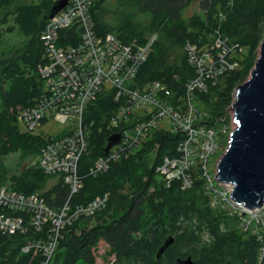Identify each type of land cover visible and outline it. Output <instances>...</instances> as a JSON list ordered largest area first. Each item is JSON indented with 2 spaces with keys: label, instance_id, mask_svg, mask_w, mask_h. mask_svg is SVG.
<instances>
[{
  "label": "trees",
  "instance_id": "1",
  "mask_svg": "<svg viewBox=\"0 0 264 264\" xmlns=\"http://www.w3.org/2000/svg\"><path fill=\"white\" fill-rule=\"evenodd\" d=\"M53 2L0 0L1 155L19 152L24 158L35 156L38 160L40 151L53 137L21 129L17 118L19 111L34 104L42 90L38 65L46 57L40 35L47 21L43 14ZM104 2L94 0L90 4L95 34L112 32L132 47L155 35L130 86L142 90L158 81L168 91L159 93L160 99L174 108H178L187 84L195 77L184 49L187 41L212 54L219 51L226 63H235V68L211 80L204 78L205 91L193 90L194 100L208 108L200 123L208 127L217 123L216 118L231 105L236 86L247 79L254 65L264 35V0H116L114 5L124 6L117 12L116 24L102 18ZM189 5H195V9L184 15ZM81 28L73 20L58 29L57 46L77 44ZM217 38L225 39L226 44L219 45ZM122 103L114 90L103 88L85 106L87 149L76 164L80 184L75 192L61 173H46L37 160L12 173L0 171V187L38 193L43 203L55 211L67 199L71 210L106 195L103 207L70 220L56 238L50 219L38 228L30 225L25 213L4 211L0 205V213L21 215L26 227L22 232L0 230V264H42L46 256L41 248H23L29 242L52 237L56 241L50 258L53 264H76L79 259L94 264L101 241L107 245L103 258L113 257L109 264H179L177 259L187 256L193 264H264L257 235L249 230L238 231V215L210 206L198 164L191 167L193 179L186 188L181 187L180 179L167 181L156 170L165 156L177 154V145L184 136L181 132L156 128L139 146L120 152L106 168L94 170L95 160L105 155L106 139L119 132L110 122ZM204 231L209 235L207 239L202 237ZM169 236L173 241L157 258L158 248Z\"/></svg>",
  "mask_w": 264,
  "mask_h": 264
},
{
  "label": "built area",
  "instance_id": "2",
  "mask_svg": "<svg viewBox=\"0 0 264 264\" xmlns=\"http://www.w3.org/2000/svg\"><path fill=\"white\" fill-rule=\"evenodd\" d=\"M93 1L68 0L62 9L52 18L47 19L40 35L46 57L45 62L38 65V72L43 83L42 90L33 105L19 111L18 122L20 119L23 130L34 132L37 127L47 121L48 116L60 119L61 122L67 120L68 116L75 118L73 128L69 127L59 137L53 136L48 139L40 151V167L46 173L64 172L63 176L67 183L71 182L69 173L66 172L69 169L74 170L75 184H71L72 191H76L80 184L76 174V164L79 156L87 149V138L83 128L84 108L96 93L104 88L114 90L116 97L123 99V103L110 122L111 127L119 128L120 140L112 145L104 156L95 160L94 170L106 168L108 162L117 159L120 152L139 146L152 130L168 126V129L177 130L184 136L177 145V154L172 157L165 156L156 170L167 181L178 178L182 188L189 187L193 179L190 172L193 164L189 166L185 160L187 156L196 153L195 145L199 143V135L203 133L199 127L204 129L205 136L213 133L212 130H207L208 126L200 123L201 112L194 104L193 90L196 88L205 91L204 78L211 80L226 69L233 68L234 63H226L223 59L224 55L217 53L219 52L217 50L212 54L206 49H198L196 45L187 41L184 49L187 61L195 70V77L187 84L178 108H174L175 106L165 99H160L159 93L164 91L168 94L160 82L149 83L142 90L130 86L137 67L146 59L156 36L150 35L145 42L132 47L130 44H124L112 32L102 36L96 35L89 16L90 4ZM64 19L65 22L62 23ZM73 20L78 21L82 27L80 40L75 45L57 46L58 29L70 25ZM217 41L219 45L226 44L225 39L217 38L216 43ZM227 51L229 49H226ZM216 56L219 59H216ZM136 106H143V110L138 111ZM129 113L133 115L128 116ZM131 117L136 120L131 122ZM216 121L219 123L220 119L216 118ZM198 166L201 175L206 174V170H210L206 166V169H203L202 160ZM173 171H176V174H173ZM215 172L214 169L213 173L210 172L207 176L208 186L215 185ZM37 194H24L15 190L3 189L0 191V205L4 211L25 213L30 225L38 228L43 221L51 219L55 238L63 223L84 213L93 214L94 211L103 207L106 201V195L96 197L85 206L76 205L71 210L65 202L64 206L55 211L45 206L42 196ZM211 195L218 194L212 192L209 196ZM224 197L225 200H227L226 197L231 199L230 191L227 195L224 193ZM235 204V206L232 205L234 209L228 212L234 211L239 217L242 214L246 215L242 222L243 228H249L248 215H255L259 222L263 218L264 201L259 206L262 208L261 215L256 211L259 209L257 207L249 208L251 211L243 213V210L248 207L240 203ZM23 221L25 220L21 215L0 213V230L6 232V228H11L13 231L9 232L25 231ZM256 235L261 241L260 251L264 253V230L262 233L256 232ZM55 238L52 237L48 241L37 239L29 242L28 248L32 246L41 248L47 259L48 247L55 246Z\"/></svg>",
  "mask_w": 264,
  "mask_h": 264
},
{
  "label": "water",
  "instance_id": "3",
  "mask_svg": "<svg viewBox=\"0 0 264 264\" xmlns=\"http://www.w3.org/2000/svg\"><path fill=\"white\" fill-rule=\"evenodd\" d=\"M68 0H55L43 14L52 18ZM234 128L228 145L216 165L214 179L232 184L231 196L245 207H259L264 201V35L254 65L247 79L238 84L231 105ZM120 133L111 134L103 153L118 143ZM173 241L169 236L158 248L156 257ZM179 264H193L190 256L177 259Z\"/></svg>",
  "mask_w": 264,
  "mask_h": 264
},
{
  "label": "rangeland",
  "instance_id": "4",
  "mask_svg": "<svg viewBox=\"0 0 264 264\" xmlns=\"http://www.w3.org/2000/svg\"><path fill=\"white\" fill-rule=\"evenodd\" d=\"M115 2H116V0H105V2H104V10L102 13V18L111 24L117 23V12L124 7L123 5H114ZM229 3H230V1L227 2V4H229ZM194 9H195V5H189L187 7V9H185L184 15L190 14ZM17 36H20L19 33L17 34ZM243 50L244 49L242 48L240 53L243 52ZM233 67L234 68L236 67L235 63H234ZM211 98L213 100V97H211ZM233 99H234V94H233ZM194 101H195V104L197 105L198 109L201 112V114L199 116L202 117V116L206 115L208 108L204 107V105L202 104L203 102H198L196 100H194ZM135 108L138 111L143 110V106H136ZM233 113H234L233 109L230 106H228L226 112L223 115H220L219 117H217V119L218 118L220 119V122L219 123L217 122L214 125H212L211 127L207 128V130H212V132H213L212 134H208V136H205L204 129L202 127H199L203 131V133H201L199 135V143L195 145V147H197V148H195L196 153L187 156L186 160H185V161H187L189 166L192 164H193V166H195V165L197 166V164L199 165L200 160H202L203 161V166H202L203 169H206L205 166L208 169H210V170H206V174L201 175V177L204 179V182H203L204 192L208 196L209 201H210V206L213 209L222 210L220 212H226L229 215H237L234 212H232V213L228 212V210L234 209L232 204L231 203L229 204L225 200V197H224V193H225V195H227V192H229V191H227L229 186H226L225 183L215 185L218 187V189H220V192L218 193V195L209 196L210 191H208V188H207L208 187L207 176L209 175L210 172L213 173L214 169L216 170L217 162L227 148L229 134L234 128V122H233L234 121V119H233L234 115H233ZM66 118H67V120L61 122L60 119H54V118L48 116L47 121L42 123L39 127H37L36 130L34 131V133L37 132V133H41V134L47 135V136H50V135L55 136L60 132L64 133L69 127L73 128V126L75 125V118L74 117L68 116ZM18 123H19L20 128L23 129V127L21 126L22 122L20 119H19ZM165 124H166V122H165ZM167 128H168V126H167ZM207 146H209V148H207ZM36 160L37 159L35 156H29V157L24 158L20 155L19 152L8 153L6 155L0 154V171L5 169V170H7L8 173H12L14 171L21 170L24 166H27L28 164L34 163ZM37 161L39 163V159ZM73 171L74 170L69 169L66 173L67 174L69 173V177H70L69 181L72 184H75ZM51 172H54V171H51ZM59 173H61L63 175L64 172L63 173L59 172ZM173 174H176V171H173ZM205 179H206V181H205ZM3 189H6L5 186L0 187V191ZM7 190H9V189H7ZM67 202H68V199H67L66 203ZM45 206H47V205H45ZM257 208H259V207H257ZM256 211H258L260 215L262 214V208H259ZM60 214H61V212H60ZM245 216L246 215L242 214V216L239 219L238 231H240V230L241 231H248L249 230L255 234H256V232H260V233L263 232V230H264V213L262 214L263 218L260 219V225H256L257 221H255V218H256L255 215L250 216L248 218V225H249L248 229L246 227L245 228L242 227V222L244 221ZM66 223H68V221L63 223L61 228ZM57 224H58V222L56 223V225ZM208 236L209 235L204 231L203 235H202L203 239H207ZM53 243H55V242H53ZM48 244L51 245V243H48ZM106 248H107V245L105 243H103L102 241L99 242L98 250L96 251V254H98V255L95 258L94 264H109V262L113 259V257H111V256L107 257V259L103 258V256L105 255ZM54 250H55V246L51 245L48 247L47 259H44L42 264H53L54 259L52 258L50 260V258L52 256ZM261 253H262V251H260V254ZM48 260H50L49 263H47ZM76 264H90V263L85 261L84 259H79V260H77Z\"/></svg>",
  "mask_w": 264,
  "mask_h": 264
},
{
  "label": "bare ground",
  "instance_id": "5",
  "mask_svg": "<svg viewBox=\"0 0 264 264\" xmlns=\"http://www.w3.org/2000/svg\"><path fill=\"white\" fill-rule=\"evenodd\" d=\"M65 22V19L62 21V23H64ZM64 179H66L65 177H64ZM225 183V185L226 186H229V188H228V190L227 191H230V194H231V189H232V184H230V183H227V182H221V181H217L216 179H215V185H218V184H224ZM69 185H70V189L72 190V184L71 183H69ZM215 185H211V186H208V191H210V193L209 194H211L213 191H214V193L215 194H218L219 192H220V189H218V187L217 186H215ZM75 192V191H74ZM71 194H73V193H71ZM230 198L231 199H228V197H226V199L227 200H229V201H227L229 204L231 203L232 205H236L235 203H238L231 195H230ZM248 211H251V209H249V208H245L244 210H243V213H246V212H248ZM234 212V211H233ZM232 213V212H231ZM84 214H86V213H84ZM86 215H88V214H86ZM250 216L248 215V218H249ZM50 221H52L51 219H50ZM56 221H57V219H56ZM255 221H257V223H256V225H260V222H259V220L257 219V218H255ZM6 231H13V229H11V228H6ZM172 237V236H171ZM29 245V244H28ZM28 245H26L24 248H23V250H27V248H28Z\"/></svg>",
  "mask_w": 264,
  "mask_h": 264
}]
</instances>
